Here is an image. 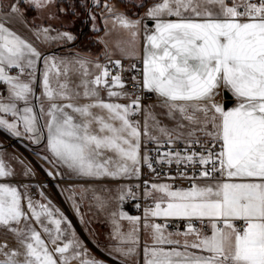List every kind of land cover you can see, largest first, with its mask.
I'll return each mask as SVG.
<instances>
[{
  "label": "snow or ice",
  "instance_id": "6c2138e0",
  "mask_svg": "<svg viewBox=\"0 0 264 264\" xmlns=\"http://www.w3.org/2000/svg\"><path fill=\"white\" fill-rule=\"evenodd\" d=\"M91 2L105 36L123 30L116 48L142 67L125 69L107 51L104 64L45 54L9 25L26 23L30 10L54 19L58 0H0V129L42 146L46 175L81 222L91 223L87 205L111 223L106 247L122 264H264V0H153L137 19L108 0ZM30 31L42 44L75 39L51 26ZM123 71L136 73L134 91L125 90ZM228 93L230 107L217 99ZM5 153L0 145V264H105L47 185L23 182L34 170ZM160 165H175V175ZM145 166L153 176L142 184L95 183L139 181ZM162 172L188 186L159 182ZM141 199L150 202L142 216L123 210L128 201L140 210Z\"/></svg>",
  "mask_w": 264,
  "mask_h": 264
},
{
  "label": "crops",
  "instance_id": "0c3cea01",
  "mask_svg": "<svg viewBox=\"0 0 264 264\" xmlns=\"http://www.w3.org/2000/svg\"><path fill=\"white\" fill-rule=\"evenodd\" d=\"M152 2L153 0H147L145 2V5L142 11L136 14L132 12L133 10L126 9L124 7V6H131V7L134 6L133 4H135V2H130V0H109L108 3L115 5L116 9L119 12L125 13L128 17L132 19H137L139 16H142L144 12L147 11V8L151 6ZM73 3H75L76 6H79L78 0H74ZM60 8H63L64 11L63 12L59 11V13L57 14V16H55L54 19L52 18L50 19L48 16H45L44 18L40 16L41 19L45 21L44 23H41L40 25H31V23H29V16L27 14L26 23L16 22L9 26L12 27L15 31H17L23 37L31 40L35 44V46L45 54H54L56 56H72L76 53H80L84 58H87L92 61H96V59L99 58V62L103 64V62L101 61V58L102 57L107 58L106 57V51H107V52L112 53L111 59H124L121 53L116 48V42L118 40L127 39V36L123 32V30H120V29L113 30L109 35L105 36L103 20L101 16L99 15L101 9H95L94 7V11H93L95 15L99 16L97 21L100 25L99 26L100 31L97 32V31L92 30L91 33H88V36L86 35L85 37H83L82 30H81V25L83 22L82 17L76 14H73V9L70 10L66 2H61ZM30 12L32 13V15L37 14V11L30 10ZM54 21H58L60 24H58V26H55L53 23ZM51 23L53 25H50ZM93 23L95 22L91 21V29H92ZM37 26H41V27L51 26L52 28L58 29L61 32H69L75 36V39L71 42H64V43H53V44L39 43L33 38L32 32L30 31V29L35 28ZM109 27L111 26L109 25ZM101 39H103V43L100 42ZM141 48H142V45H141ZM55 50H60V51L56 52ZM2 87L3 86L0 85V88ZM39 92H40V89L39 87H37V93ZM217 99H219L221 103L225 102L224 97H218ZM119 102L128 103L127 100H120ZM79 103H83V101H79ZM45 107H47V104H45ZM157 111H160V110L157 109ZM4 136H10V135L7 134L4 130L0 129V142L4 141L5 139ZM0 145L3 146V149H6L3 144H0ZM34 146L37 149L42 150V146H37V145H34ZM123 182H125V180L112 181V180L105 179L103 181H96L95 183L99 186L107 185L110 188H114ZM76 183L78 184L84 183V181L78 180L76 181ZM101 195H103V193ZM142 236L144 240L145 235H144L143 229H142Z\"/></svg>",
  "mask_w": 264,
  "mask_h": 264
},
{
  "label": "rangeland",
  "instance_id": "374dc122",
  "mask_svg": "<svg viewBox=\"0 0 264 264\" xmlns=\"http://www.w3.org/2000/svg\"><path fill=\"white\" fill-rule=\"evenodd\" d=\"M60 1H59V3H60ZM68 1H66L68 8H70V10L73 9V13H75L78 16H81L83 22H85L86 18H87L86 15H87L88 11L90 10L91 1L90 0H78V2H81V1L85 2V7L83 9H81L80 6H76V4L73 3L74 0H68ZM5 2H7V0H5ZM101 2L103 3V0H101ZM108 2H109V0H108ZM130 2H133V0H130ZM138 2H139V0H135V4H133L134 6H132V7L131 6H124V7L126 9L133 10L132 12L136 14L138 12H141L143 9V7H137L136 6V3H138ZM92 8L93 9H91L90 13L93 15L94 14V12H93L94 7H92ZM57 9L58 10L60 9V4H58ZM95 9H99V8H95ZM27 14L29 16V23H31V25H40L41 23L45 22L44 20L41 19L40 15L38 13L32 15V13L30 11H28ZM45 16H47V15L46 14H44V16L42 15V18H44ZM95 16H96V21H97L99 16L98 15H95ZM96 21H95V24L99 28L100 25H99L98 21L97 22ZM53 23L55 26H58V24H60L58 21L57 22L54 21ZM50 25H53V24L51 23ZM91 32H92V29L90 30L89 33H91ZM55 51L57 52L60 50H55ZM220 100H221V98H220ZM218 101H219V99H218ZM7 137L8 136H4V138H7ZM0 144H3L5 146V139H4V141H1ZM20 147H21V150H20L21 153H24L27 150L26 146L24 144H21ZM5 148L6 149H4V150H6V153H5L6 159H8L10 157H16L19 160H22L23 163L26 165L23 158L19 154H17L14 149H11L8 147H5ZM37 152L42 153V150L37 149ZM11 165L18 174L22 172V167L19 163H17L16 160H11ZM20 178L21 177H19V175H18L17 178L14 179L12 182L17 183V181ZM121 184H126V183L123 182ZM56 189L57 190H56L55 194L50 193L51 198H52L50 200L71 221V223L74 227V230L77 234V237L90 250L92 256L95 257L96 259L104 261L105 264H122L121 258L117 254L111 253L109 251V249L106 247V245L109 243L107 237L111 232V228H112L111 226L112 225L108 220L105 219V216L103 214H99V215L93 217L92 213L88 212V206L84 205L82 208V211L87 213V215L85 216V219L90 220L91 223L81 222L80 217L73 210L71 203L65 198V196L61 195L60 189H58V188H56ZM127 208L128 207L124 204L123 210L127 211ZM121 223L123 225V230L127 231L128 228L130 227L128 222L122 221ZM140 235H141V248H142V245H143L142 229H141ZM2 238H3V232L0 231V239H2ZM9 239L11 240L10 236H9Z\"/></svg>",
  "mask_w": 264,
  "mask_h": 264
},
{
  "label": "built area",
  "instance_id": "2783aa9c",
  "mask_svg": "<svg viewBox=\"0 0 264 264\" xmlns=\"http://www.w3.org/2000/svg\"><path fill=\"white\" fill-rule=\"evenodd\" d=\"M112 60H117V59H112ZM119 60L122 61V64H123L125 69H128L130 67V65L133 64V63L137 64L138 68L142 67V64L139 61H136V60H132V59H119ZM101 61L103 62V64L107 63V58L102 57ZM109 67L112 68L111 65H109ZM117 71H118L117 69L112 68V74L113 75H115ZM121 75H122V78H123V80L125 81V84H126V89L125 90L130 91V92L134 91L133 88H132L131 77L133 75H136V73L134 71H123L121 73ZM137 94L146 95V94H143V93H137ZM133 99H135V95H133ZM155 101H156V97L153 96L151 100L145 98L142 101V103L149 104V103H154ZM139 118L140 117H133V119H139ZM21 144H24L26 146L27 150L24 153H21V151H20L21 150V147H20ZM5 147L14 149L16 151V153L19 154L23 158V160L26 163V165L30 166L34 170L35 178L29 177L28 179L23 180V182L31 183V184H46L47 187L44 189V192H45L46 196L49 199H52L50 193H52V194L56 193V190H57L56 189L57 188L56 184H57V182L52 180V179H50L46 175V170L49 169V165L47 163H45L43 160H41L40 157L37 155V153H38L37 152V148L34 145L29 144L27 141H25L22 138H15V137H11V136H8L7 138H5ZM148 147L152 148L154 146L153 145H148ZM142 154H143V148H142ZM161 169H165L168 172H170L171 175H175L176 166L172 165L171 169H168L167 165L157 166V171H161ZM141 172H142V175H141V178H140L139 181H136V180H125V183L126 184L141 183L142 184L144 180H151V178L153 176V173H151L146 166L142 167ZM20 180H21V178L17 182H19ZM159 182L174 183L176 186H181V187H187L188 186V181H183V180L171 181V180L165 179V177L163 175V172L161 174V180ZM141 191H142V189H141ZM32 192H33L34 195L37 196V198H39L38 197V189L37 188L33 187L32 188ZM139 202L141 204V209L140 210H137L134 207V204L136 203L135 201H128V202L125 203V205L128 207L127 211L129 212L130 215H140V216H142L143 215V208L148 203H150L149 201H144L143 199H141ZM155 222L163 223L162 220H156ZM142 223H143V221L141 222V224ZM172 223H178L180 225L181 230H183V222L182 221H175V222H172Z\"/></svg>",
  "mask_w": 264,
  "mask_h": 264
},
{
  "label": "water",
  "instance_id": "95a60500",
  "mask_svg": "<svg viewBox=\"0 0 264 264\" xmlns=\"http://www.w3.org/2000/svg\"><path fill=\"white\" fill-rule=\"evenodd\" d=\"M60 1V0H59ZM59 1H58V3L53 7V8H51L50 9V12H54L55 13V16H57V14L59 13V10L57 9V6H58V4H60L61 2H66V1H68V0H61L60 1V3H59ZM91 1V0H90ZM147 1V0H146ZM92 7H93V5H92V2L90 3V10L88 11V13H87V18H86V22L88 23V21H89V15H90V12H91V9H92ZM38 13V12H37ZM49 12H45V13H43V14H41V13H38L41 17H42V15L44 16V14H46L48 17H49ZM50 18V17H49ZM51 19V18H50ZM55 22H57V21H55ZM86 26H88V25H86ZM83 33V32H82ZM224 98H225V102L224 103H226V105L228 106V107H230L232 104H233V101H232V99H231V94L230 93H228V94H226V96H224Z\"/></svg>",
  "mask_w": 264,
  "mask_h": 264
},
{
  "label": "trees",
  "instance_id": "16d2710c",
  "mask_svg": "<svg viewBox=\"0 0 264 264\" xmlns=\"http://www.w3.org/2000/svg\"><path fill=\"white\" fill-rule=\"evenodd\" d=\"M76 4H77V2H76ZM79 6L81 7V9H83L85 7V2L84 1L79 2ZM91 21L92 20L89 19L88 23L86 21L82 23L83 25H81V30L83 32L82 33L83 37L88 35V33L90 32V30H91ZM86 25H88V26H86Z\"/></svg>",
  "mask_w": 264,
  "mask_h": 264
}]
</instances>
